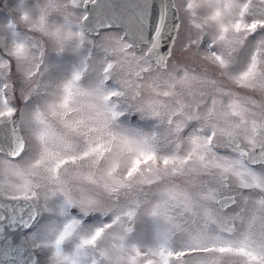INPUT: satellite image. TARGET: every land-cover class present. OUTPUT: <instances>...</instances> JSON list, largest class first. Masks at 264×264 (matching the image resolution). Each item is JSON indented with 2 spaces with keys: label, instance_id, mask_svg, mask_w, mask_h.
I'll list each match as a JSON object with an SVG mask.
<instances>
[{
  "label": "snow or ice",
  "instance_id": "obj_1",
  "mask_svg": "<svg viewBox=\"0 0 264 264\" xmlns=\"http://www.w3.org/2000/svg\"><path fill=\"white\" fill-rule=\"evenodd\" d=\"M0 264H264V0H0Z\"/></svg>",
  "mask_w": 264,
  "mask_h": 264
},
{
  "label": "rangeland",
  "instance_id": "obj_2",
  "mask_svg": "<svg viewBox=\"0 0 264 264\" xmlns=\"http://www.w3.org/2000/svg\"><path fill=\"white\" fill-rule=\"evenodd\" d=\"M0 179H2V177H0Z\"/></svg>",
  "mask_w": 264,
  "mask_h": 264
}]
</instances>
